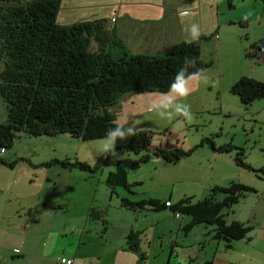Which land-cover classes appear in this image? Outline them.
<instances>
[{"label":"rangeland","instance_id":"1","mask_svg":"<svg viewBox=\"0 0 264 264\" xmlns=\"http://www.w3.org/2000/svg\"><path fill=\"white\" fill-rule=\"evenodd\" d=\"M219 1L218 15L222 19L218 30L220 37L219 35L211 36L209 40L202 42V57L209 63V67L200 72L201 83L190 91V95L176 98V102L190 105L191 118L186 119L176 114H173L171 118H161L155 109H158L163 103L158 104L152 101L148 103L147 99H144L145 101L137 100L138 108L131 114L138 115L137 117H128L130 114L125 110L119 114L123 115L118 121L125 130L132 127L135 129V133L140 130L153 132L152 149L165 145L169 141L184 149L196 147L193 154L183 158L177 164L155 157L149 162L133 167V161L140 155L135 152L116 150L110 153L104 168L93 173L79 167L64 168L60 164L47 166L44 163L55 158H69L71 161L80 160L94 164L106 152L107 137L83 140L70 133L34 135L21 132L15 138L13 146L6 149V153L2 149L0 151V155L5 160V162L0 161V246L1 244L9 245V239L19 234L17 226L22 222L26 229L31 230V233L35 231V235L38 229L41 231L43 227L47 226V223H50L52 228L48 240L50 244L48 252L57 264H63L60 258L63 257L64 248L69 245L73 234L69 232L68 227H63L64 224L59 218L66 217L68 211L65 212V210L69 207V210L72 211L76 207L80 208L86 205L84 203V187L81 186H84L83 182H86L87 185L91 183V175L96 176L95 179L102 178L108 189L105 191V187L103 189V186H100L99 196L94 204L111 213L115 211V206H121V199L117 196L119 191L134 198H148L159 191L156 194L165 193L164 197L168 198L172 187L177 182L174 179V176L177 175L176 170H171V168H176L178 169L177 173L183 174L182 183L194 180L202 187L203 191L209 181L202 185V179L214 177V172H216L214 167L224 165L228 160L235 165L228 173V176L232 173L233 177L227 179L229 181L227 185L233 181H246L243 183L253 186L257 191L242 197L239 202L228 208L227 219L229 221H242L252 226V229L247 238L232 240L231 245H227L228 241H224L225 250L222 248L219 254L231 264H264V98L258 99L246 107L239 96L231 91L232 83L230 81V77L237 74L264 81V53L260 58L248 56L246 53L252 43L264 37V0H233L234 7L230 6L228 0ZM112 51L115 56L119 55L116 49H112ZM3 65L4 62L0 59V72ZM130 95L132 94H125V97H130ZM6 118V104L0 94V124ZM130 136L123 139L117 137L111 148L120 143L125 144L130 140ZM205 137L212 138L217 145L232 143L236 147L242 148L246 161L260 171L255 172L238 165L235 160L236 150H232L231 158L227 155L228 153L224 154L225 152L214 150L207 142L203 146H197ZM163 141L166 142L163 143ZM214 155H216L215 158ZM11 162L14 163L13 166L9 165ZM120 163L130 171L131 179L137 177L144 179V182L135 186L136 193H131L121 186H116L113 192L111 187L106 184L109 171L116 170ZM155 166L159 167V172H156ZM191 166H195V169L196 166L202 167L195 170L194 174L191 173L193 179L189 177ZM181 182H178L177 185ZM183 185L182 187H187L186 184ZM181 190L177 187L174 194H178ZM202 191L200 190V192ZM62 193L72 196L73 200L70 203L63 201L60 206L58 200ZM223 195V193L218 194L220 198ZM28 205L32 207V220H34L33 216L37 215L35 214L37 208L41 211L46 209L47 214H44L45 216L36 226H34L35 224L32 226L30 214L25 213L28 211L27 209L21 212L23 217L13 213L17 209L23 210V206L25 208ZM172 217L163 218L159 223L158 231L166 241L173 232V227L178 225V219H174V215ZM205 238L207 239L206 245L201 246V256L211 249L209 243L211 240L212 245L214 244V238L211 235L209 237L206 235ZM148 239L146 240L147 246L150 241ZM45 242L47 241H41V243ZM76 245L77 243H74V247ZM191 245L190 248H198L196 244ZM88 247L86 246L84 249ZM67 248L75 249L72 245ZM190 248L183 250L180 246L175 247L179 253H189L191 252ZM152 249L149 252L154 255ZM170 249L163 252L168 255ZM212 249L214 250V248ZM2 251L8 252V247ZM137 255L140 257L139 253ZM151 258L153 261V257ZM136 259L139 260V258ZM2 260L1 264H5L8 260L7 256L5 255ZM175 260H177L176 264H187L183 256H178ZM86 264L95 263L88 262ZM163 264H168L167 258L164 259ZM171 264H175V262L172 261Z\"/></svg>","mask_w":264,"mask_h":264},{"label":"trees","instance_id":"2","mask_svg":"<svg viewBox=\"0 0 264 264\" xmlns=\"http://www.w3.org/2000/svg\"><path fill=\"white\" fill-rule=\"evenodd\" d=\"M61 1L0 0V59L4 62L0 72V94L7 108V118L0 124V151L12 147L21 132L34 135L70 133L83 140L105 138L109 130L115 131L118 125L113 108L125 94L169 92L186 60L194 62L187 66L186 76L209 67L202 57V42L218 35L215 32L175 43L161 55L130 53L105 18L59 23ZM228 1L234 7L233 0ZM112 49L119 55L115 56ZM246 53L262 57L264 37L252 43ZM231 91L248 107L264 98V81L242 75L234 81ZM152 138V131L140 130L127 143L106 150L94 164L55 158L44 165L60 164L96 173L104 168L110 153L116 150L139 154L133 161V167H138L155 157L177 164L196 149H184L169 141L152 149ZM206 142L218 152L236 150L238 165L260 171L246 161L242 148L232 143L217 145L209 137L203 138L197 146ZM0 161L5 162L1 155ZM106 182L113 192L116 186H121L135 193V186L140 184L129 181L128 169L122 163L108 173ZM256 191L253 186L233 181L227 186L214 185L208 196L197 201L191 196L175 203L170 198L138 201L122 198L121 205L131 210L170 209L176 214H188L191 221L185 227L187 230L198 224L214 225V238L231 245L232 240L247 238L252 226L239 220L228 221V208ZM219 193L224 194L222 199L217 197ZM143 235L144 231H131L127 238L128 247L140 255L139 264L147 258L140 249Z\"/></svg>","mask_w":264,"mask_h":264},{"label":"crops","instance_id":"3","mask_svg":"<svg viewBox=\"0 0 264 264\" xmlns=\"http://www.w3.org/2000/svg\"><path fill=\"white\" fill-rule=\"evenodd\" d=\"M219 3V0H194L192 2H185L183 0H62L61 11L59 10L60 13H58L60 17L58 19L61 24H69L70 21L73 23L81 20L105 18L108 21L110 29H114L115 35L125 44L126 49L130 53L161 55L175 43L192 41L190 30L193 24L199 26L200 35L209 34L213 31L212 33L215 32L220 37L218 30L222 19L218 15ZM64 8L68 9L65 10ZM181 12H187L188 14L181 16ZM239 77L240 75L238 74L230 77L231 83L233 84ZM200 83L199 77L198 80L189 81L188 87L192 90ZM167 93L131 92L129 93L132 94L130 97L124 96L113 108L117 113L118 125L121 126L118 120L123 115L119 114L124 110L130 114L128 117L138 116L131 115L138 108V104H136L138 99L141 101L147 99L148 103L152 101L162 104L166 101L165 94ZM165 142L163 141V143ZM6 152L7 150H5ZM226 153L229 156L232 154L231 152H225L224 154ZM233 165L235 164L232 161L227 160L224 165L214 167L216 168L214 177L202 179V185L209 181L204 186L203 191L202 187L195 183L194 180L193 182L182 183L181 181L184 179L183 174L181 172L177 173L178 169L171 168V170H176L175 172L178 176H174L177 182L172 187L168 198L173 203L181 199V197L186 196L193 197L194 201H197L195 200L196 198L198 200L203 199V197L211 193L209 191L214 185L226 186L228 184L229 181L227 179L233 177L232 173L228 176ZM196 167L195 169V166H191L189 177L193 176L191 173L194 174L195 170L202 168L201 166ZM155 170L159 172V167L155 166ZM130 174L128 170L130 182H144V179L139 177L131 179ZM133 176H135V173H133ZM95 177L91 175V186L90 184L87 185L86 182H83L84 186H81L82 188L84 187V203L86 205L80 208L76 207L72 211L69 210V207L65 210V212L68 211L66 217L61 216L59 218L64 224L63 227H68L69 232L73 234L67 247L72 245L73 249H75L69 250L66 247L63 254L65 257L72 258L74 260L73 264H86L88 262L95 264H139V260L136 259L139 258L137 252L131 250L127 245V238L131 231H144L140 249L146 253L148 259L141 264H163L166 258L168 264H171L172 261L176 264L177 260L175 259L178 256H183L187 264H205L208 261H213L214 264H231V262L225 260L219 254V251L225 248V244L223 243L224 240L214 238V225L198 224L187 230L185 227L191 221V216L188 214H176L170 209L161 211L131 210L120 204L121 206H115V211L110 213L96 206L94 201L99 196L100 186H103V189L105 187V191H108V189L104 185L102 178L95 179ZM178 182L181 183L177 185ZM183 184H186L187 187H182L184 186ZM177 187L182 190L178 194H174ZM87 189L89 190V195ZM158 192L156 191L148 198L168 199L164 197L165 193L156 194ZM117 196L120 199L129 198L133 201L145 198H134L120 191ZM217 197L222 199L224 195L221 198L218 195ZM72 200V196L62 193L59 197L58 205L61 206L60 203L63 201L70 203ZM25 209L28 210L25 213L28 212L30 214L32 226L34 224L36 226L40 219L45 216L44 214H47L46 209L41 211L37 208L35 210V214L37 215H34V220H32V207L30 205L25 208L23 206V210L17 209L13 213L18 214L19 217H23L21 212ZM171 214L174 215V219H178V225H176L177 227H173V232L166 241L158 231L159 223L163 218L172 217ZM201 225H205L206 227H198ZM17 228L19 234L9 239V245L5 246L1 244L0 246V264L3 263L2 259L5 255L8 259L5 264H57L48 252V245L50 246L48 240L50 239L52 224L47 223V226L43 227L41 231L38 229L36 235L34 234L35 231L31 233V230L26 229L23 222L18 224ZM206 235L207 237L211 235L214 238V244L212 245L211 240L209 242L211 249L201 256V246L204 247L206 245ZM147 239L149 246L146 245ZM44 240L47 242L41 243ZM74 243H77L75 247ZM191 244H196L198 248H190L192 247ZM86 246L89 247L84 249ZM176 246L182 247L183 250L190 248L191 252L179 253V250L175 249ZM5 247H8V252L2 251ZM151 248H153L152 253L154 255L149 252ZM168 248L171 249L168 255H166V252L164 253L163 251ZM151 257H153V261H151Z\"/></svg>","mask_w":264,"mask_h":264},{"label":"clouds","instance_id":"4","mask_svg":"<svg viewBox=\"0 0 264 264\" xmlns=\"http://www.w3.org/2000/svg\"><path fill=\"white\" fill-rule=\"evenodd\" d=\"M187 12H181V16L187 15ZM191 38L192 40H196L200 36V29L199 26L193 24L191 26ZM194 63L193 61H185V67L182 68L176 75L174 82L170 85L169 93L165 94L166 102L159 106L157 111V115L161 118L168 117L171 118L173 114L180 115L185 117L186 119L191 118V108L190 105L186 103H179L176 102L177 97H187L190 95V88L188 87L189 81L198 80L199 73H191L188 76L185 75L187 71V66ZM135 134V129L132 127L127 128L125 130L122 126L117 125L115 131L109 130L107 136V143L105 144V149L108 150L114 144L117 137L123 139L126 136H130ZM5 150V149H2Z\"/></svg>","mask_w":264,"mask_h":264},{"label":"built area","instance_id":"5","mask_svg":"<svg viewBox=\"0 0 264 264\" xmlns=\"http://www.w3.org/2000/svg\"><path fill=\"white\" fill-rule=\"evenodd\" d=\"M60 261L63 263V264H73L74 263V260L72 258H69V257H61L60 258Z\"/></svg>","mask_w":264,"mask_h":264}]
</instances>
